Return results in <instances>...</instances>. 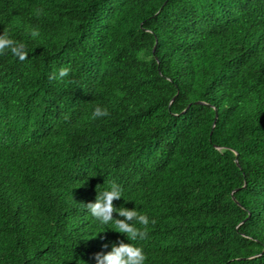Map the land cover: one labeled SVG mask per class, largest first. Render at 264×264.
<instances>
[{"label":"trees","instance_id":"obj_1","mask_svg":"<svg viewBox=\"0 0 264 264\" xmlns=\"http://www.w3.org/2000/svg\"><path fill=\"white\" fill-rule=\"evenodd\" d=\"M0 35V264H264V0H0ZM113 182L143 240L86 209Z\"/></svg>","mask_w":264,"mask_h":264},{"label":"clouds","instance_id":"obj_2","mask_svg":"<svg viewBox=\"0 0 264 264\" xmlns=\"http://www.w3.org/2000/svg\"><path fill=\"white\" fill-rule=\"evenodd\" d=\"M40 12L41 10H37V14ZM30 36L36 38L39 36V32L32 29ZM6 51H10L21 61L28 59L23 43H17L11 38L0 35V54ZM69 72L68 67H61L53 73L50 79L63 80L69 76ZM109 114L106 107L97 106L92 112V119L107 117ZM121 198L122 188L113 182L107 190L98 193L94 203L84 206L100 227L103 228L114 223L118 233H123L128 239L143 240L147 234V226L150 223L154 224L155 221H150L146 214H140L136 209L129 210L124 206L115 207L113 201ZM114 213L123 219L114 218ZM133 221L135 223H132ZM137 224L142 225L143 228L137 227ZM95 259L97 264H145L147 256L142 247L121 241L118 245L113 244L112 250L107 254H97Z\"/></svg>","mask_w":264,"mask_h":264}]
</instances>
